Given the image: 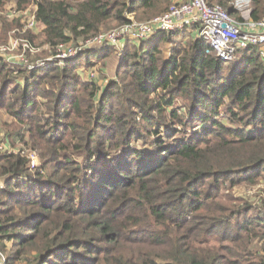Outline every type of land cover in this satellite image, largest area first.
I'll return each instance as SVG.
<instances>
[{
    "label": "trees",
    "instance_id": "16d2710c",
    "mask_svg": "<svg viewBox=\"0 0 264 264\" xmlns=\"http://www.w3.org/2000/svg\"><path fill=\"white\" fill-rule=\"evenodd\" d=\"M11 2L31 0H0L1 45L23 25L2 14ZM35 2L41 30L23 36L50 53L175 3ZM207 2L241 19L232 0ZM250 17H264V0H251ZM199 30L33 71L0 55V145L20 150L0 148L5 264H264V54L239 49L244 61L222 73Z\"/></svg>",
    "mask_w": 264,
    "mask_h": 264
},
{
    "label": "built area",
    "instance_id": "2783aa9c",
    "mask_svg": "<svg viewBox=\"0 0 264 264\" xmlns=\"http://www.w3.org/2000/svg\"><path fill=\"white\" fill-rule=\"evenodd\" d=\"M234 1L236 4H242L246 0ZM23 14L25 15V12ZM190 25L200 27L199 35L210 42L212 49L222 61V73L230 74L237 63L244 61V58L237 54L239 49L259 46L264 54V17L254 20L250 15H242L241 13V19L238 20L220 5H211L207 0H185L184 2L173 3L166 12L148 21H138L133 15H128V21L124 24L100 33L81 44L61 43L57 46V53L45 60L30 62L24 53L27 50H32L33 47H30L27 39L23 40L24 53L13 57L9 62L23 65L29 71H33L51 64H63L64 60L75 58L87 49L120 46L127 39L136 42L145 41L159 31L173 32L183 30ZM38 27L39 23L36 19V13H34L27 23L22 25L21 30L24 32L29 29L35 32ZM16 44L17 42L7 46L0 45V55L4 56L7 51L15 48ZM93 73L95 72L90 73L91 78L94 77ZM0 148L8 154H17L20 151L18 148H11L4 144H1ZM22 153L26 154L31 168H36L37 154L25 151ZM0 264H5V256L2 252H0Z\"/></svg>",
    "mask_w": 264,
    "mask_h": 264
},
{
    "label": "rangeland",
    "instance_id": "374dc122",
    "mask_svg": "<svg viewBox=\"0 0 264 264\" xmlns=\"http://www.w3.org/2000/svg\"><path fill=\"white\" fill-rule=\"evenodd\" d=\"M36 0H31L30 4L24 9H18L16 4L14 2H11L8 4V6H6V9L2 12V14H5L8 18V21H14V20H21L22 24H26L28 19L35 13V8H36ZM234 2V6L236 7L237 11L240 12V14L242 13L245 15H250L249 9L251 10V0H246L244 1L245 3L242 4H236L234 0H232ZM22 11V12H20ZM23 12H25V15L23 14ZM2 24L0 23V32L2 30ZM114 29V28H113ZM41 30V24H39L38 29L34 32V33H38ZM13 32L10 34L7 42L3 43L2 45H9L11 43L17 42L16 47L11 49L10 51H7L4 54V58L6 60H12L13 57L24 53V49L25 47H23V40H26V38L23 36V32L21 30L20 27L14 28L12 30ZM28 43L30 44V47H33L32 50H27L24 54L25 56L29 59L30 62L36 61V60H45L49 57L54 56L57 52H53L50 53L52 50L51 48H49L47 45H40L38 43H33L30 40H27ZM125 41L120 45H114L118 50L122 49L123 45H124ZM1 45V44H0ZM32 45V46H31ZM94 48H98L99 51H102V49H100V47H94ZM93 48V49H94ZM118 54L114 55L110 60H108L107 65L104 67L103 73L104 75L107 77V79L113 77L116 74V68L119 62L118 59ZM91 72H95L94 77L98 76L99 78V71L97 70V67H93L90 71L89 74ZM101 84L105 83V80H101L100 81ZM37 164H38V159H37ZM1 183V181H0ZM264 185V184H262ZM262 185H258L256 189H259Z\"/></svg>",
    "mask_w": 264,
    "mask_h": 264
},
{
    "label": "crops",
    "instance_id": "0c3cea01",
    "mask_svg": "<svg viewBox=\"0 0 264 264\" xmlns=\"http://www.w3.org/2000/svg\"><path fill=\"white\" fill-rule=\"evenodd\" d=\"M174 2H184V0H173Z\"/></svg>",
    "mask_w": 264,
    "mask_h": 264
}]
</instances>
